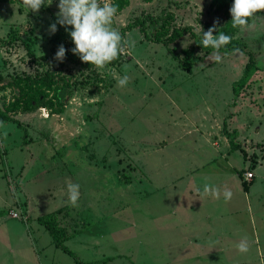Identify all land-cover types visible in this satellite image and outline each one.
<instances>
[{
  "label": "rangeland",
  "instance_id": "rangeland-1",
  "mask_svg": "<svg viewBox=\"0 0 264 264\" xmlns=\"http://www.w3.org/2000/svg\"><path fill=\"white\" fill-rule=\"evenodd\" d=\"M212 1L0 2V76L50 70L73 90L61 113H24L0 88V109L21 123L0 120V228L23 242L1 228L3 256L75 264L38 222L59 211L85 263L264 264V0H249L235 28L258 67L238 98L249 56L199 46L227 25ZM164 13L191 32L166 43L158 26L131 28L108 65L124 27ZM58 15L68 18L59 40Z\"/></svg>",
  "mask_w": 264,
  "mask_h": 264
},
{
  "label": "trees",
  "instance_id": "trees-1",
  "mask_svg": "<svg viewBox=\"0 0 264 264\" xmlns=\"http://www.w3.org/2000/svg\"><path fill=\"white\" fill-rule=\"evenodd\" d=\"M2 0H0L1 2ZM152 1V0H146ZM249 0H213L211 5L218 11L223 12L228 18L226 27H221L214 36L206 41L199 42L201 50L205 55H209L213 52H220L225 55H230L234 52H244L249 56V61L246 64L243 76L240 80L236 81L233 85L235 98H238L242 90L251 81L252 77L258 70L254 53L247 49L246 44L236 38L235 28L240 24L241 10L247 5ZM129 5V0H113L112 9L114 11H121ZM162 14L160 17L147 16L145 19L136 20L133 24L128 25L122 29L121 34L117 37V43L114 47L113 57L107 61L108 65L118 64L122 60V52L124 51V33L131 28L138 27L140 31L148 36L146 28L150 26L156 27V37L158 41H164L166 43H174L178 39L182 38L186 33L191 32V27H173L172 28V15ZM68 18L62 16H54L51 21V26L56 29L55 38L60 39L65 32V25L68 22ZM207 26V25H205ZM194 35V33H192ZM197 37V35H194ZM199 39V38H197ZM45 58V57H44ZM180 64L184 68L190 70V64L185 63L184 60L177 57ZM99 61L91 60L87 64L89 66L97 64ZM0 88L5 90H11L16 94L17 102L14 104L16 109L22 110L24 113H34L40 108H49L56 112H63L66 103L70 96L73 94V90L69 84L60 85V80L53 71H37L31 75H5L0 76ZM51 93L52 98H50ZM0 120L16 122L18 126H21L20 121L11 117L6 112L0 109ZM24 135L25 143L29 141ZM235 136V135H234ZM252 183L245 186V190H249V186ZM59 211L49 213L44 216L38 217V222L46 228L53 238V243L57 249L63 250L66 254L74 257L75 264H91L85 263L78 259L76 254L69 249L65 243L68 241V231L58 224L56 215Z\"/></svg>",
  "mask_w": 264,
  "mask_h": 264
},
{
  "label": "crops",
  "instance_id": "crops-1",
  "mask_svg": "<svg viewBox=\"0 0 264 264\" xmlns=\"http://www.w3.org/2000/svg\"><path fill=\"white\" fill-rule=\"evenodd\" d=\"M255 186L253 185L252 188L247 191V193L245 192V195L249 196L250 192L252 191V189ZM228 199H229V197H228ZM1 228H2L4 233L9 234V235H13V236L10 237L11 242H14L15 244H19V245L21 243L23 244L22 241H19V240H21L22 237L18 238L17 236H15L18 233L16 230H14L12 228H8V227H1ZM1 228H0V230H1ZM2 241H8V239H2L1 243H0V254H1L0 255V264H28V263H24V262H19L18 260L8 259L7 257L3 256V255H6V251H8V247Z\"/></svg>",
  "mask_w": 264,
  "mask_h": 264
},
{
  "label": "built area",
  "instance_id": "built-area-1",
  "mask_svg": "<svg viewBox=\"0 0 264 264\" xmlns=\"http://www.w3.org/2000/svg\"><path fill=\"white\" fill-rule=\"evenodd\" d=\"M41 111L43 110V112H46V109H40ZM49 115L45 116L44 118H48ZM254 178V173L252 172H248L246 174V180L251 181ZM12 216L13 218H20V215L14 211H12Z\"/></svg>",
  "mask_w": 264,
  "mask_h": 264
}]
</instances>
